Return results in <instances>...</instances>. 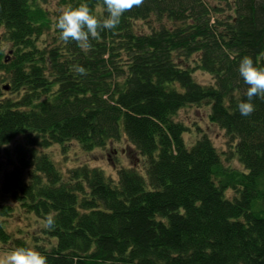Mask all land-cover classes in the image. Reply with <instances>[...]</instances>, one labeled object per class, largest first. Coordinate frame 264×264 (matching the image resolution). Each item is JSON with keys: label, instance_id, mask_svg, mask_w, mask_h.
Returning a JSON list of instances; mask_svg holds the SVG:
<instances>
[{"label": "trees", "instance_id": "1", "mask_svg": "<svg viewBox=\"0 0 264 264\" xmlns=\"http://www.w3.org/2000/svg\"><path fill=\"white\" fill-rule=\"evenodd\" d=\"M57 1L0 0V249L32 246L47 264H264V99L249 116L238 109L240 60L264 65V0H144L87 51L55 23L81 0ZM205 103L227 150L206 131L185 137L180 111ZM123 138L144 168L64 170L50 151ZM18 211L38 229L13 230Z\"/></svg>", "mask_w": 264, "mask_h": 264}, {"label": "clouds", "instance_id": "2", "mask_svg": "<svg viewBox=\"0 0 264 264\" xmlns=\"http://www.w3.org/2000/svg\"><path fill=\"white\" fill-rule=\"evenodd\" d=\"M144 0H103L106 15L98 17L86 2L81 0L78 5L69 3L56 11V27L64 41H75L81 50L87 51L91 47L90 39L99 36V30L115 29L121 22V17L134 7L142 6ZM74 71L86 75L83 66H76ZM239 75L248 86L247 100L238 103L241 115L249 116L254 111L253 98L259 96L264 99V65H258L254 59L246 55L239 62ZM45 229L55 227L54 214L49 213L44 222ZM0 264H47V257L32 246H18L4 255H0Z\"/></svg>", "mask_w": 264, "mask_h": 264}, {"label": "rangeland", "instance_id": "3", "mask_svg": "<svg viewBox=\"0 0 264 264\" xmlns=\"http://www.w3.org/2000/svg\"><path fill=\"white\" fill-rule=\"evenodd\" d=\"M51 2V7L53 9L58 7L57 0H51ZM195 77L205 84H210L214 81V77L211 73L200 68L195 69ZM5 83V81L0 80V89L3 93L8 94L9 88H3ZM209 113L210 106L206 103L202 106L193 105L182 109L179 118L184 121L189 128L185 137L189 142H193L202 132L206 131L221 151L227 150L229 148L227 142L228 136L223 129L211 123ZM50 151L64 170L81 163H88L90 165L102 167L108 174L116 176V168L119 166H131L136 164L140 169L144 168V157L126 138H123L119 142H112L107 147L97 148L93 151L84 150L76 141L72 142L66 149H63L61 145H57L52 147ZM6 161L8 160H6L5 153L0 152V162L6 164ZM227 164L233 167H240L237 157H232L231 161H227ZM1 176L2 174L0 173V177ZM10 225L15 231L20 228L22 230L38 229V220L35 215H27L25 212L21 213L18 211L12 218ZM6 253L7 252L0 249V255Z\"/></svg>", "mask_w": 264, "mask_h": 264}]
</instances>
